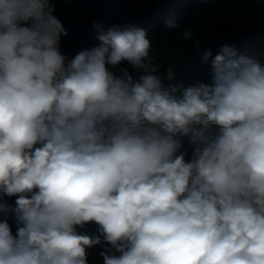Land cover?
<instances>
[{
	"label": "clouds",
	"instance_id": "9594fccd",
	"mask_svg": "<svg viewBox=\"0 0 264 264\" xmlns=\"http://www.w3.org/2000/svg\"><path fill=\"white\" fill-rule=\"evenodd\" d=\"M54 11L0 0V212L17 224L0 221V264H87L97 245L103 264H264V65L224 45L210 84L169 89L144 29L93 22L69 60Z\"/></svg>",
	"mask_w": 264,
	"mask_h": 264
},
{
	"label": "trees",
	"instance_id": "16d2710c",
	"mask_svg": "<svg viewBox=\"0 0 264 264\" xmlns=\"http://www.w3.org/2000/svg\"><path fill=\"white\" fill-rule=\"evenodd\" d=\"M55 15L62 23L67 32L61 36L60 50L71 60L79 51L96 46L90 33L93 29L88 25L80 26L75 17L69 13L71 4H79L77 13L92 18L95 22H103L105 25L135 24L147 33L151 41V55L154 63L160 66L159 75L162 77L166 88H188L199 83L210 84L212 80L211 60L218 54L224 45L234 47L239 54L258 59L264 65V29L253 33L226 37L219 40L215 45H210L203 28L194 17L195 11L204 5H212L219 0H52ZM174 20L176 28H168L166 21ZM190 29L192 37L186 42L182 38L186 30ZM199 41L203 50L211 49L212 57L207 62L203 61L202 53L192 56L189 47ZM110 67V66H109ZM119 67L128 68L129 72L138 79L142 73L134 71L126 62ZM172 69V79L167 78V70ZM113 71H116L113 69ZM183 88L174 93L177 98L182 96ZM197 129L202 125L193 126ZM211 133L219 131L218 126L209 128ZM181 142V149L187 153L186 160L191 159L194 146L190 143L191 133L174 137ZM39 146V145H37ZM6 203L15 207L16 197H5ZM7 220L15 234L17 224L13 212H0V221ZM78 231L90 236L98 235L97 225L88 224ZM102 247L97 245L87 249V264H103L100 255Z\"/></svg>",
	"mask_w": 264,
	"mask_h": 264
},
{
	"label": "rangeland",
	"instance_id": "374dc122",
	"mask_svg": "<svg viewBox=\"0 0 264 264\" xmlns=\"http://www.w3.org/2000/svg\"><path fill=\"white\" fill-rule=\"evenodd\" d=\"M69 3V13L76 18L79 25L92 28L95 20L77 13L78 3ZM194 17L203 28L210 45H215L226 37L243 36L264 29V0H219L215 4L198 8ZM194 45L189 47V54L192 56L198 55ZM200 49L202 53L204 50L201 45Z\"/></svg>",
	"mask_w": 264,
	"mask_h": 264
}]
</instances>
